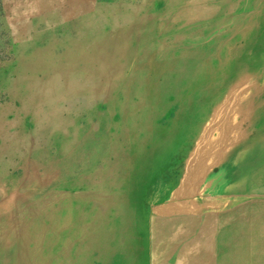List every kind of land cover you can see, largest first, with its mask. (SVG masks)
I'll return each mask as SVG.
<instances>
[{
  "label": "rangeland",
  "instance_id": "374dc122",
  "mask_svg": "<svg viewBox=\"0 0 264 264\" xmlns=\"http://www.w3.org/2000/svg\"><path fill=\"white\" fill-rule=\"evenodd\" d=\"M104 1L112 86L56 158L0 160V264H264V143L215 127L250 99L264 0Z\"/></svg>",
  "mask_w": 264,
  "mask_h": 264
},
{
  "label": "crops",
  "instance_id": "0c3cea01",
  "mask_svg": "<svg viewBox=\"0 0 264 264\" xmlns=\"http://www.w3.org/2000/svg\"><path fill=\"white\" fill-rule=\"evenodd\" d=\"M250 52V87L243 93L250 99L236 106L229 133L230 125L215 127L218 136L233 132L247 138L239 142L257 145L264 143V46ZM113 56L104 0H0V120L27 129L4 135L0 160L56 158L48 154L65 139L61 129L109 92Z\"/></svg>",
  "mask_w": 264,
  "mask_h": 264
}]
</instances>
